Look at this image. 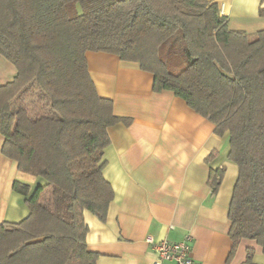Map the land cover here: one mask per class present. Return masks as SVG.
Here are the masks:
<instances>
[{
  "label": "trees",
  "instance_id": "obj_1",
  "mask_svg": "<svg viewBox=\"0 0 264 264\" xmlns=\"http://www.w3.org/2000/svg\"><path fill=\"white\" fill-rule=\"evenodd\" d=\"M89 51L139 63L154 91H172L217 135L229 134L228 159L239 169L229 258L243 239L264 252V29H231L210 0H0V53L17 69L0 87L2 153L40 181L33 192L13 184L30 213L0 224V264L97 262L84 212L107 219L108 128L127 119L98 94ZM224 174L211 170L213 193Z\"/></svg>",
  "mask_w": 264,
  "mask_h": 264
},
{
  "label": "crops",
  "instance_id": "obj_2",
  "mask_svg": "<svg viewBox=\"0 0 264 264\" xmlns=\"http://www.w3.org/2000/svg\"><path fill=\"white\" fill-rule=\"evenodd\" d=\"M210 1L218 3L231 29H264L259 14L264 0ZM86 58L98 94L112 100L116 116L127 119L108 128L103 175L114 199L107 219L84 212L88 250L99 254L96 264H153L148 237L180 242L187 235L193 237L197 264H264L262 247L249 239L241 240L229 258V208L239 174L228 159L229 134L217 135L213 122L172 91H154V75L139 63L106 52L89 51ZM16 76V67L0 53V87ZM4 141L0 135V224L18 223L30 211L13 184H27L33 192L40 181L2 153ZM223 167L221 186L213 193L210 172Z\"/></svg>",
  "mask_w": 264,
  "mask_h": 264
},
{
  "label": "built area",
  "instance_id": "obj_3",
  "mask_svg": "<svg viewBox=\"0 0 264 264\" xmlns=\"http://www.w3.org/2000/svg\"><path fill=\"white\" fill-rule=\"evenodd\" d=\"M147 242L151 245L156 257L153 264H164V262L197 264L192 255L193 237L191 235H187L180 242L155 241L152 237H148Z\"/></svg>",
  "mask_w": 264,
  "mask_h": 264
},
{
  "label": "rangeland",
  "instance_id": "obj_4",
  "mask_svg": "<svg viewBox=\"0 0 264 264\" xmlns=\"http://www.w3.org/2000/svg\"><path fill=\"white\" fill-rule=\"evenodd\" d=\"M14 107H17V104H14Z\"/></svg>",
  "mask_w": 264,
  "mask_h": 264
}]
</instances>
